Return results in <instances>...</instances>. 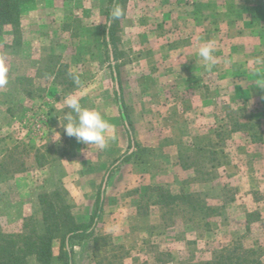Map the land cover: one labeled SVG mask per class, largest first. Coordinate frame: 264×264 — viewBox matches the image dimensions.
<instances>
[{
  "label": "rangeland",
  "instance_id": "1",
  "mask_svg": "<svg viewBox=\"0 0 264 264\" xmlns=\"http://www.w3.org/2000/svg\"><path fill=\"white\" fill-rule=\"evenodd\" d=\"M114 5L124 15L106 45ZM20 25L18 45L0 35V230L41 231L40 196L54 193L89 223L102 191V258L90 238L62 250L59 235L50 264L71 248V264H198L232 241L264 252V0H30ZM205 43L213 62L197 54ZM69 94L112 125L105 149L65 134L58 102ZM229 109L259 119L263 140L231 131ZM153 187L197 192L218 215L154 205Z\"/></svg>",
  "mask_w": 264,
  "mask_h": 264
},
{
  "label": "trees",
  "instance_id": "2",
  "mask_svg": "<svg viewBox=\"0 0 264 264\" xmlns=\"http://www.w3.org/2000/svg\"><path fill=\"white\" fill-rule=\"evenodd\" d=\"M28 1L30 0H0V35L6 30L10 31L12 45H18L21 41L20 11L21 6ZM116 23L117 20H113L109 28L105 31L104 42L106 45L109 42L111 45L114 44L113 36ZM56 80H59V77H56ZM58 84L62 88L65 85L61 81H58ZM229 111L232 113L231 131L246 130L253 141L261 142L263 140L259 119H247L244 109L235 111L229 109ZM120 112L126 127V132L128 135H131V122L124 113L122 98H120ZM210 154L215 155L214 152H209ZM213 159H216V157H213ZM193 162L186 163L182 161L180 165L183 169L193 168L195 173H197L199 171ZM207 176L209 179L211 177L210 173ZM150 189L156 192L154 205L161 207L181 206L185 210H188L193 218L199 216L200 219H204L218 215L219 209L208 205L197 192L182 191L174 194L162 187H153ZM55 196V193L52 196L46 194L40 196L43 213L42 224L44 226L41 231L37 227L29 226L28 224L24 225L23 229L19 232L5 233L0 230V264H24L31 255L35 256L40 264H50L52 258V242L59 235L62 250L67 237L70 243L75 239L82 241L85 238H90L93 247L92 255L102 258L101 250L110 246L111 241L109 237L92 234L93 225L102 209L103 192H98L95 212L89 223L76 222L70 213L69 207L59 201H57V204L54 201V199L57 200V197L53 199ZM205 225L208 226V223H205ZM62 250L58 258L63 260L64 264H69L72 261L73 249L71 248L70 251H67L66 256ZM263 256L264 252L260 247L249 248L245 247L241 242L232 241L231 244L212 251L209 260L199 262L198 264H264ZM96 263L103 264V260H98Z\"/></svg>",
  "mask_w": 264,
  "mask_h": 264
},
{
  "label": "clouds",
  "instance_id": "3",
  "mask_svg": "<svg viewBox=\"0 0 264 264\" xmlns=\"http://www.w3.org/2000/svg\"><path fill=\"white\" fill-rule=\"evenodd\" d=\"M124 10L114 5L110 13L112 20L120 19ZM215 48L205 43L198 48V56L205 62L214 61ZM8 68L0 62V87L7 84ZM78 79V78H77ZM64 111V125L61 126L66 135L74 137L78 142L95 146L99 150L105 149L111 140L116 137L112 133V125L104 119L102 113L96 108H87L81 105L76 95L69 94L61 102ZM61 125V124H60Z\"/></svg>",
  "mask_w": 264,
  "mask_h": 264
},
{
  "label": "water",
  "instance_id": "4",
  "mask_svg": "<svg viewBox=\"0 0 264 264\" xmlns=\"http://www.w3.org/2000/svg\"><path fill=\"white\" fill-rule=\"evenodd\" d=\"M116 87H117V89H118V83H117V82H116ZM103 187H104V185H103ZM69 264H71V262H70Z\"/></svg>",
  "mask_w": 264,
  "mask_h": 264
},
{
  "label": "crops",
  "instance_id": "5",
  "mask_svg": "<svg viewBox=\"0 0 264 264\" xmlns=\"http://www.w3.org/2000/svg\"><path fill=\"white\" fill-rule=\"evenodd\" d=\"M185 170V169H184Z\"/></svg>",
  "mask_w": 264,
  "mask_h": 264
}]
</instances>
